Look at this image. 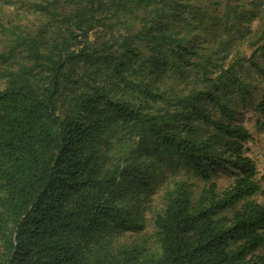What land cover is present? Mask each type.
Here are the masks:
<instances>
[{"label": "trees", "instance_id": "trees-1", "mask_svg": "<svg viewBox=\"0 0 264 264\" xmlns=\"http://www.w3.org/2000/svg\"><path fill=\"white\" fill-rule=\"evenodd\" d=\"M17 2L0 0L17 57L0 70V264H264V190L232 123L242 106L264 130V0L233 21L215 3L213 27L245 24L225 68L187 39L194 0ZM156 194L151 235L118 245Z\"/></svg>", "mask_w": 264, "mask_h": 264}, {"label": "rangeland", "instance_id": "rangeland-1", "mask_svg": "<svg viewBox=\"0 0 264 264\" xmlns=\"http://www.w3.org/2000/svg\"><path fill=\"white\" fill-rule=\"evenodd\" d=\"M14 1L17 2V0ZM220 1L222 0H194L196 5L199 7V9L202 12H206V11L207 12L205 13L203 23L200 26L199 30L195 32L193 35L190 34L187 37V39L191 40L190 41L191 44H196L199 47H201V49L199 50L200 54L213 55L212 58L220 57L221 67L225 68L229 66V64L232 62L234 57L241 56L245 52L248 53V50L245 49L246 43L244 39H237L239 33L238 31H240L239 29L243 28L245 24H240V26H236V27L234 25L228 24L225 26L226 30L223 32L213 27L215 24V19H217L215 18L216 9H217L216 7L217 4L215 3ZM248 1L249 0H229L228 3H230L231 5H235L236 7L233 9L234 12L232 13L231 21L234 20V16H233L234 13L238 14L241 18H247L249 16L253 8L250 5H248ZM14 7L15 8L20 7L18 2L15 4ZM3 11L12 12V8L1 10L0 17L3 16L4 14ZM208 14L210 17H208ZM255 25H256L255 21L251 23L252 28L255 27ZM215 36H219L216 43L213 40ZM186 44L188 45L189 42ZM226 52H229L231 54L227 56L225 54ZM224 55H226L225 57L226 59H221V57H224ZM16 58H17L16 55H14L13 57V54H11L10 52L9 44L7 39L5 38V35L0 33V70L4 67H7L9 63L11 64L13 60H15ZM4 59L7 60L4 62L3 61ZM213 67L216 66L213 64ZM174 78L175 77H172L169 80L170 85L174 83ZM2 84L3 83L0 80V87L2 86ZM171 109H173V107ZM254 119H255V114L252 112L251 108H244L240 106L238 109L235 110L232 123L242 125L245 129H247V131L250 134V138L243 143L244 152L246 156L250 157L253 160L256 169L258 171L257 174L258 184L260 185L261 189L264 190V130L258 132L255 129ZM146 158L147 157H145L144 159L146 160ZM163 160H165V158H163ZM149 165L161 166V164L156 162L155 159L148 158L146 162L140 164V168H146V166L149 167ZM180 173H184V171L181 170ZM224 173H225L224 171L218 170L219 176L216 179V181L218 183L219 190H222L226 186L227 179ZM173 176L174 175H171L170 172L168 171L164 172V177L166 179H170ZM197 183L199 182H196L195 186L197 187L202 186V184H197ZM159 195L160 194L150 195L147 198V200L142 204L143 207L147 209L146 212L143 214V218H142L143 229L141 231H135L131 229H127L123 231L120 236L116 237V241L118 245L128 246L132 242L140 241L142 235L144 234H148V236L151 235L152 218L158 211H160L162 206ZM254 200L260 203H264V199H262L260 196L254 197ZM149 242H152V239H150ZM148 247L149 250L151 251L152 249H154L155 245H149ZM263 253H264V246L258 249L257 251H255L253 255L255 257H258ZM246 261L247 264H256L255 263L256 259L252 258L251 255H248L246 257Z\"/></svg>", "mask_w": 264, "mask_h": 264}]
</instances>
